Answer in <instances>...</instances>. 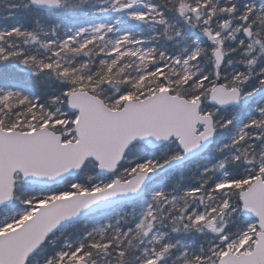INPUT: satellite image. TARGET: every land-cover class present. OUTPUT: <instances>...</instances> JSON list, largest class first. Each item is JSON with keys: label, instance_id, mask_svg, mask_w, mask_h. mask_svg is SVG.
<instances>
[{"label": "snow or ice", "instance_id": "snow-or-ice-1", "mask_svg": "<svg viewBox=\"0 0 264 264\" xmlns=\"http://www.w3.org/2000/svg\"><path fill=\"white\" fill-rule=\"evenodd\" d=\"M0 264H264V0H0Z\"/></svg>", "mask_w": 264, "mask_h": 264}]
</instances>
